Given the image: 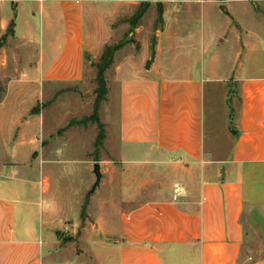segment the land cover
<instances>
[{
    "label": "crops",
    "instance_id": "obj_1",
    "mask_svg": "<svg viewBox=\"0 0 264 264\" xmlns=\"http://www.w3.org/2000/svg\"><path fill=\"white\" fill-rule=\"evenodd\" d=\"M247 1L0 0V71L12 72L2 109L13 96L20 103L30 96L22 87L80 83L86 57L101 58L106 45L127 41L112 65L119 163L86 159L91 172L98 163L102 173L91 195L106 185L107 171L130 170L125 187L118 186L117 224L102 209L91 221L87 208L76 224L60 221L54 194L44 205L51 179L41 170L34 180L31 161L39 149L41 163L76 161L74 133L66 144L61 136L43 146L35 108L0 114V135L8 136L0 143L7 153L0 163V264H45L46 254L51 264H111L113 254L112 264H264V18L252 12L263 22L254 30L237 5ZM143 4L147 10L132 28L129 20ZM151 11L155 20L146 27ZM227 83L237 86V115L230 93L229 114H221L218 92ZM207 93L215 106L210 139ZM100 115L107 128L112 120ZM223 135L230 146L220 142ZM125 156L152 165L140 176ZM178 185L185 191L174 201Z\"/></svg>",
    "mask_w": 264,
    "mask_h": 264
},
{
    "label": "rangeland",
    "instance_id": "obj_2",
    "mask_svg": "<svg viewBox=\"0 0 264 264\" xmlns=\"http://www.w3.org/2000/svg\"><path fill=\"white\" fill-rule=\"evenodd\" d=\"M228 3L230 5L237 4L233 2ZM237 5H240L242 8L245 7L241 10V13L243 14L244 18L250 21V25L251 27H254V30H256V27H262V24H260L262 21H255L252 12L256 11L258 12L256 13L257 17L260 16L261 18H264V0H248L247 2L238 3ZM153 19L155 20V16L151 11L148 13V15H146L145 21L142 20V23L146 27H148L150 21H153ZM211 19H214L213 13ZM122 26H124L126 30H128L129 28V24L126 22H124ZM230 36L231 34L228 35V37ZM231 44L232 43H230L229 45ZM227 53L229 55L231 53V49H228ZM99 61L100 58L93 59L91 56L86 57L85 77L80 83H63L56 86L44 84L36 88L22 87L21 90L27 89V93L30 96H23V98L21 99V103L18 102V99L16 98L17 95L13 96L11 98V102L9 103L10 105L6 104L7 106L5 105L6 107H3L4 109H2L1 103L7 93V83L10 75H12V72L8 70H5L3 72L0 71V114H33V108L40 109V114H42L43 118L42 121L44 124V130L42 132L43 135L39 137V140H41L43 146L47 144L49 145L52 140L61 136L65 137L63 139V144H66L68 143L65 140L67 136L66 134L69 132L74 133L73 138L76 147L73 150V154L76 161L63 163L56 166L55 164L52 165L50 162L41 163V159L38 158L39 154L42 152L40 151V149L38 150L39 152L33 153L34 158L31 161L33 163H36V169L34 168V170L31 171V176L34 180L39 179L41 170L51 179L52 189L47 195L44 196L45 207L47 206V201L50 195L54 194L58 198L60 205L59 215L62 218H59V220L62 221V219L65 218L68 221L74 222L73 224H76V222L81 219V211L83 210L84 206H86L87 208V213H91V221H98V214L100 213V209H102L107 213V219L111 220L112 224H117L120 219V207L122 206L119 200L120 192L118 186L125 187L123 185V182L126 181L125 176H130V170H127L125 168H116V172L114 169L107 171L104 175L106 185L105 183H103L98 188V191L94 196L90 193L97 181V177L95 173L91 172L89 167L86 165V159H89L91 161H98L99 158L105 157L107 160L113 159L114 161H117L115 163H119V145L117 143L115 132L112 133L115 127L113 123L115 120L114 110H112V113H110V103L112 98L115 96V91L118 88L117 76L114 71V66H111V68H109V70H106L105 72L108 92L105 99L101 101L99 107V115L103 114V118L106 119L107 123L110 119L112 121L110 122V125L107 126V128L104 125L105 138L103 140V145L98 150L95 146V143L98 137L99 128L96 122L88 120V118H90L94 111V106L97 98L96 90L98 88V82L97 67L95 65L98 64ZM16 75L19 78L23 77V74H21V72H17ZM235 89L237 90V86L231 87V85L228 83L219 88L218 95L221 114H229L230 108L227 105V101L230 93L233 104V113L237 115L239 110V96L238 94H236ZM232 90H234V93H232ZM34 91L37 92V96L35 98H33L32 96V94H35ZM24 92L26 91L24 90ZM206 104L207 133L208 139H210V134L212 133V126L214 122L213 110L215 108L213 97L210 93H207ZM100 119L102 120V118ZM3 137V135H0V143L8 138V136H5L4 138ZM11 137L13 136H10L9 138ZM220 139L222 145L227 147L230 146V141H228L226 135L221 136ZM226 149L225 151L221 150V154H225L227 152ZM46 150L44 149L43 152H48ZM6 155V151L0 149V163L5 160ZM124 158L127 159L126 163L130 165L131 170H133L140 176L148 169L147 167L152 165V163L149 162L131 163L128 161L133 159L130 156H125ZM36 159L37 161H35ZM135 159L142 158L137 157ZM115 163L108 161L106 164L115 165ZM8 170L9 168L3 174L5 176V179H8L10 177V172H8ZM90 184L91 188L88 192H86V189L88 186H90ZM89 194L90 196H88ZM82 195H84L85 197H82ZM142 196H146V194H143ZM128 207L129 205H126L123 206L122 209H127ZM64 235L69 239L74 238L71 237L69 233H65ZM110 258L111 264L115 263L116 255L113 254ZM51 259V255L46 254L45 264H51Z\"/></svg>",
    "mask_w": 264,
    "mask_h": 264
},
{
    "label": "trees",
    "instance_id": "obj_3",
    "mask_svg": "<svg viewBox=\"0 0 264 264\" xmlns=\"http://www.w3.org/2000/svg\"><path fill=\"white\" fill-rule=\"evenodd\" d=\"M147 7H148L147 4H143L136 12V14L132 18H130L129 21L131 22L132 28H135L139 25L142 17L144 16L147 10ZM162 15H163V10L160 6L159 7L160 20L162 19ZM126 42L127 41H123L117 44L106 45L104 48V52L100 58V61L98 62V64L95 65L97 67V82H98V88L96 90L97 98L94 106V111L90 116V118H88V120L96 122L99 128L98 137L95 143L97 150L101 148V146L103 145V140L105 138L104 124L102 123L99 115L100 103L102 100L105 99L108 92L105 72L109 67L113 65L116 51L120 49ZM33 112L40 114L41 110L36 108L34 109ZM85 215H86V206H84L82 210V219H85Z\"/></svg>",
    "mask_w": 264,
    "mask_h": 264
},
{
    "label": "water",
    "instance_id": "obj_4",
    "mask_svg": "<svg viewBox=\"0 0 264 264\" xmlns=\"http://www.w3.org/2000/svg\"><path fill=\"white\" fill-rule=\"evenodd\" d=\"M221 9L222 11L227 14L228 16H230L232 18V20H234L233 16L231 15L230 11L228 10V7L225 5V4H222L221 5ZM94 173L97 177V181L94 185V187L92 188L91 192L90 193H94L95 190L97 189V187L99 186L100 182H101V179H102V173H101V170H100V165L98 163L95 164L94 166Z\"/></svg>",
    "mask_w": 264,
    "mask_h": 264
},
{
    "label": "built area",
    "instance_id": "obj_5",
    "mask_svg": "<svg viewBox=\"0 0 264 264\" xmlns=\"http://www.w3.org/2000/svg\"><path fill=\"white\" fill-rule=\"evenodd\" d=\"M40 184L44 185L45 181L43 179H41ZM184 191H185L184 186L178 185L176 187V190H175L174 194H173V200L177 201L180 198V196L183 194Z\"/></svg>",
    "mask_w": 264,
    "mask_h": 264
}]
</instances>
